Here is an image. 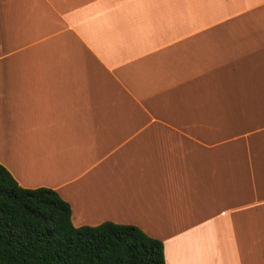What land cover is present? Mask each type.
Masks as SVG:
<instances>
[{"label":"crops","instance_id":"obj_1","mask_svg":"<svg viewBox=\"0 0 264 264\" xmlns=\"http://www.w3.org/2000/svg\"><path fill=\"white\" fill-rule=\"evenodd\" d=\"M0 165L164 264H264V0H0Z\"/></svg>","mask_w":264,"mask_h":264},{"label":"trees","instance_id":"obj_2","mask_svg":"<svg viewBox=\"0 0 264 264\" xmlns=\"http://www.w3.org/2000/svg\"><path fill=\"white\" fill-rule=\"evenodd\" d=\"M0 264H164V254L132 225L74 227L55 191L24 189L0 165Z\"/></svg>","mask_w":264,"mask_h":264}]
</instances>
